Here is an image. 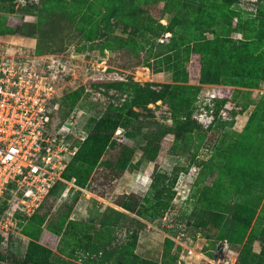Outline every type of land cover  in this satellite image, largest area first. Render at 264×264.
<instances>
[{
	"label": "rangeland",
	"instance_id": "rangeland-1",
	"mask_svg": "<svg viewBox=\"0 0 264 264\" xmlns=\"http://www.w3.org/2000/svg\"><path fill=\"white\" fill-rule=\"evenodd\" d=\"M261 26L264 0H0V51L54 79L53 125L73 116L90 133L111 116L120 129L102 124L92 171L17 217L0 264H29L31 240L69 264H236L243 232L248 264H264ZM207 62L214 82L200 80Z\"/></svg>",
	"mask_w": 264,
	"mask_h": 264
},
{
	"label": "built area",
	"instance_id": "built-area-1",
	"mask_svg": "<svg viewBox=\"0 0 264 264\" xmlns=\"http://www.w3.org/2000/svg\"><path fill=\"white\" fill-rule=\"evenodd\" d=\"M54 90V79L34 61L0 51L2 237L17 217L33 215L52 187L65 180L64 170L88 136L73 116L53 125Z\"/></svg>",
	"mask_w": 264,
	"mask_h": 264
},
{
	"label": "trees",
	"instance_id": "trees-1",
	"mask_svg": "<svg viewBox=\"0 0 264 264\" xmlns=\"http://www.w3.org/2000/svg\"><path fill=\"white\" fill-rule=\"evenodd\" d=\"M114 12H109V16H113ZM174 26H173V20H171L167 25V30L171 32V34L174 32ZM257 37H259L260 40H264V26H261L259 31L256 33ZM180 62L176 63L175 65H178ZM210 62H207L205 65H202V68L200 69V80L201 82H212L213 80L210 79ZM174 66V65H173ZM171 68V66H169ZM214 82V81H213ZM170 85V84H168ZM171 87H176L177 85H170ZM156 95L153 97L152 94L150 96L144 95L143 102H148L147 99H155ZM160 98V97H159ZM171 108L172 112L174 114V123L177 128H183L188 125V121L180 119L179 117L184 114L186 111L183 109H179L175 107L174 103L171 102ZM131 114L136 115L138 112L131 109ZM254 113L250 114L248 117L243 129L241 130L240 134L242 138H245L247 135V129L251 125V121L253 118ZM54 120V118H53ZM54 121H52L53 123ZM59 123V122H58ZM56 123V124H58ZM102 124L106 125L107 130L114 131V129L117 128L119 125V122L114 117H107L105 120H101L98 123H96L95 127L93 128V131L88 133L87 138L83 141V144L78 149L76 155L73 157V159L70 161L68 166L63 172L64 178H73L74 180L77 179L80 181V173H86L89 174L94 166L99 162L100 157L102 156L103 152L105 151L106 146L109 143L110 135H106L104 131H106L105 127L102 126ZM55 125V124H54ZM243 133V134H242ZM258 149V148H257ZM249 153H244L241 151H238V156L236 158L237 162H243L247 161L250 162L252 160V157L248 156ZM256 154V153H254ZM77 162H79L77 164ZM106 175V174H105ZM60 181H58L50 190L49 194L56 188ZM82 182V181H81ZM48 197V195H47ZM46 200V198L44 199ZM44 202V201H43ZM42 205V204H41ZM4 202L0 205V214L2 213L4 209ZM124 207H127V205H123ZM128 208V207H127ZM38 210V209H37ZM36 210V211H37ZM251 214V212H250ZM32 216V215H31ZM251 220V217L248 216L247 219L244 220V226L247 227L249 225V222ZM262 234L264 236V223L262 225ZM1 240V235H0ZM243 247L240 250V253H238L236 258V264H248L251 262L250 255L252 251V236L248 234L247 236H244L243 232ZM26 256L29 259V264H69L66 259H63L56 254H54L49 248L45 247L44 245L37 243L35 241H30L28 244V248L26 251ZM260 257L264 258V243L260 251ZM90 264H100L92 261H88ZM28 264V263H27Z\"/></svg>",
	"mask_w": 264,
	"mask_h": 264
},
{
	"label": "crops",
	"instance_id": "crops-1",
	"mask_svg": "<svg viewBox=\"0 0 264 264\" xmlns=\"http://www.w3.org/2000/svg\"><path fill=\"white\" fill-rule=\"evenodd\" d=\"M245 125V122H244V124H243V126Z\"/></svg>",
	"mask_w": 264,
	"mask_h": 264
}]
</instances>
